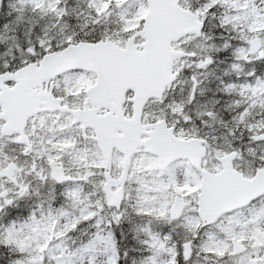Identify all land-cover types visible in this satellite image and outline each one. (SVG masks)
<instances>
[{
  "label": "snow or ice",
  "instance_id": "snow-or-ice-1",
  "mask_svg": "<svg viewBox=\"0 0 264 264\" xmlns=\"http://www.w3.org/2000/svg\"><path fill=\"white\" fill-rule=\"evenodd\" d=\"M0 264H264V0H0Z\"/></svg>",
  "mask_w": 264,
  "mask_h": 264
}]
</instances>
